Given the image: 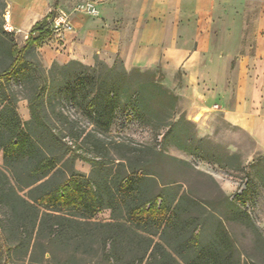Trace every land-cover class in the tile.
<instances>
[{
	"label": "trees",
	"instance_id": "obj_1",
	"mask_svg": "<svg viewBox=\"0 0 264 264\" xmlns=\"http://www.w3.org/2000/svg\"><path fill=\"white\" fill-rule=\"evenodd\" d=\"M35 31L40 34L33 38ZM49 35L50 21L44 20L19 48L14 33L0 30L5 61L0 67V151L5 164L0 167V264H241L233 259L235 244L221 217L213 216L214 239L205 240L199 220L185 209L187 192L172 195L169 186L156 195L144 190V181L152 176H140L137 169L155 148H131L133 159L127 153L109 158V144L97 136L112 130L121 108H127L126 117L136 114L151 123L150 96L169 101L173 111L178 107L179 97L164 86L161 70L129 71L119 58L101 69L86 66L89 74L75 67L77 60L40 66L41 82L28 97L31 117L21 118L10 75L18 76L20 84L32 81L27 53ZM57 97L76 105L93 128H79L64 110L57 111ZM181 122L192 125L183 114L165 125L172 129ZM88 145L91 160L72 149ZM77 159L92 164L89 174L76 168ZM227 199L236 220L251 221L237 200ZM105 209L111 210L110 219L97 220ZM86 255L98 260L80 258Z\"/></svg>",
	"mask_w": 264,
	"mask_h": 264
},
{
	"label": "crops",
	"instance_id": "obj_2",
	"mask_svg": "<svg viewBox=\"0 0 264 264\" xmlns=\"http://www.w3.org/2000/svg\"><path fill=\"white\" fill-rule=\"evenodd\" d=\"M84 1L5 0L4 10L19 48L37 24L51 25L52 12L67 10L74 29L63 46L52 32L34 43L44 67L99 57L161 70L198 138L228 129L227 148L247 153L251 142L264 154V0H94L97 15L79 8Z\"/></svg>",
	"mask_w": 264,
	"mask_h": 264
},
{
	"label": "rangeland",
	"instance_id": "obj_3",
	"mask_svg": "<svg viewBox=\"0 0 264 264\" xmlns=\"http://www.w3.org/2000/svg\"><path fill=\"white\" fill-rule=\"evenodd\" d=\"M4 5L5 0H0V30L4 29ZM2 52L0 47V67L5 62ZM26 59L31 65L32 81L26 80L20 84L18 76L10 75L11 86L19 97L17 106L23 120L31 117L28 97L32 93L31 87L41 82L39 81L41 73L37 68L43 66L36 49L27 53ZM79 62L80 64L75 67L88 74L91 70L86 69V66H96L101 69L113 64L99 57L92 65ZM133 92L132 89L126 96L129 97ZM150 99L152 112L148 113V118L151 123H144L136 114L128 118L127 108H121L117 112L112 130L98 133L97 136L111 148L109 158H117L120 154L127 153L133 159L134 154H131L129 149L155 148V153L145 155L144 163L137 169L140 176L146 175L145 172H150L147 176H152L144 181V190L149 195H156L163 186H169L172 195L177 190L187 192L185 209L199 220V231L203 232L205 240L214 239L217 223L214 217L217 219L221 217L235 244L233 259L240 261L241 264H264V178L262 179L264 154L252 153L251 142L248 143L249 148H246L247 153L240 152V148H227L224 143L225 135H234L228 129H222L218 138H204L203 143L198 139L189 141V136H196L193 124L186 125L181 122L172 129L165 125L173 123V120L182 114L181 109L177 107L173 111L170 102H163L159 97L150 96ZM53 105L56 106L57 111L64 110L79 128L86 131L93 128L89 117L68 100L61 97L53 98ZM72 149L76 154H83L89 160L94 158L89 145ZM200 154L205 157H201ZM233 154H238L239 157ZM118 161L116 159L115 162ZM255 165H258V168H255ZM75 166L86 174L92 169V164L83 159H77ZM0 167L5 168L2 151H0ZM227 198L230 201L237 200V205L249 214L251 221L236 220V215L230 211ZM110 217L111 210L105 209L95 218L105 221ZM167 238L169 239L168 235ZM3 240L4 235L0 231V241ZM80 258L87 261L98 260L87 255Z\"/></svg>",
	"mask_w": 264,
	"mask_h": 264
},
{
	"label": "built area",
	"instance_id": "obj_4",
	"mask_svg": "<svg viewBox=\"0 0 264 264\" xmlns=\"http://www.w3.org/2000/svg\"><path fill=\"white\" fill-rule=\"evenodd\" d=\"M79 8L89 14L97 15L99 13V9L97 8L96 2L94 0H85L79 6ZM3 27L6 31L15 32L14 28L10 23V15L8 11H5L4 15ZM52 32V42L56 43L58 47L63 46V35L66 31H71L74 29V25L71 20L70 13L63 9L58 8L55 10V14L52 18V22L50 25Z\"/></svg>",
	"mask_w": 264,
	"mask_h": 264
}]
</instances>
